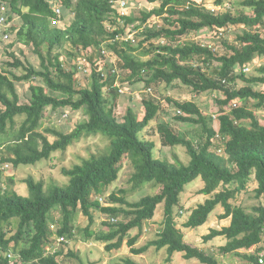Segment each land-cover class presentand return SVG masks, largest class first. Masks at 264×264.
<instances>
[{"label": "trees", "instance_id": "obj_1", "mask_svg": "<svg viewBox=\"0 0 264 264\" xmlns=\"http://www.w3.org/2000/svg\"><path fill=\"white\" fill-rule=\"evenodd\" d=\"M115 1L59 0L56 6L60 5L73 16L66 20L69 23L65 21L62 26L53 27L50 23L54 18L51 2L0 0V7L5 8L4 16L10 23L8 30L15 35V43L30 46L40 64V68L35 69L29 63L24 66L14 58L8 66L16 70L21 68L24 74L0 71V133L13 129L16 118L24 117L10 140L0 144V150H6V156H0V164L6 161L15 168L34 165L48 160L55 152L66 151L84 137L98 134L106 137L110 146L106 154L92 155L70 169L63 168L61 173L69 179L67 186H54L49 193L44 192L42 182L33 178L23 181L29 191L28 197H22L13 190L4 191L0 172V264H58L56 258L59 253L51 254V251L54 246L69 244L73 240L78 210L88 222L84 235L93 237V209L109 219L103 223L106 229L94 235L108 253L119 251L126 241L134 256L153 247L156 251L166 249L167 262L174 253H181L185 260L220 264L212 253L186 243L175 222L174 208L179 206V196L184 187L197 178L203 182L199 194L210 198L190 211L182 228L203 226L213 210L221 206L223 213L218 219H230V223L220 230L210 229L202 237L203 242L206 244L223 237L226 243L218 249L223 256L235 254L248 264H260L259 258L262 256L264 259V247L260 246L264 237V205L252 208L253 213L249 214L234 201L254 181L255 198L264 203V125L260 124L257 116L264 110V91H256L252 87L255 84L264 86V64L257 68L258 76L248 77L243 72L254 59L264 58V0H243L240 4L242 9L235 12L232 11L231 0H203L199 5L193 0H146L150 4L159 2V6L140 11L139 19L130 13L128 17L119 18L115 12ZM110 14L114 16L110 17ZM163 15H167L164 21L173 29L147 28L143 32L144 39L136 47L131 40L111 43L116 36L122 37L125 33V28H121L118 22L125 23L126 27L137 21L142 25ZM229 27H242L243 31L232 41L221 42L223 54L201 42L178 41L190 33L206 29L223 32ZM164 37L176 44L154 47L153 40ZM104 43L107 44V52L116 58L118 68L127 71V79L145 84L146 94H149L148 90L151 93L150 84L162 82L166 86L179 83L197 95L214 92L222 95L216 100L218 114L215 117L203 114L192 101L167 100L177 110V122L196 127L192 139L185 134L174 133L165 124H160L157 129L163 146L185 149L190 157L187 165L178 166L179 161L171 163L155 158V144L138 136L159 115L158 104L152 99L144 100V115L140 120L131 107H127L124 114L116 112L114 101L118 93L113 89L111 98L103 95L105 82H101L95 68L100 64ZM88 50L92 54L87 60L93 68L90 76L84 79L87 85L82 87L71 61ZM136 52L138 56H135ZM63 56L69 61L68 67ZM37 79L44 86L33 84ZM20 82L31 83L25 104L20 103L16 90V83ZM239 82L245 86L239 87ZM48 108L53 111L82 109L86 120L69 133L43 128ZM66 115L69 116L68 113ZM214 121H217V129ZM246 121L248 125H245ZM48 136L54 140L51 142ZM125 158L133 165L134 172L130 178L133 188L152 183L159 186V192L129 202L125 198L126 191L119 190L108 196V202L102 198L106 204L103 206L99 202L101 197L91 200L93 193H100L102 188L118 179ZM161 204L163 220L160 231L154 240L136 248L144 224L153 219L157 206ZM56 210L60 212L58 217L54 215ZM179 212L182 213L181 210ZM120 216L123 220L118 221ZM14 219L18 220L16 231L9 235L10 231L3 225L10 226ZM134 230L137 233L130 236ZM59 238L63 239L61 244H57ZM252 248L254 253L240 254V251ZM123 264L138 263L126 258Z\"/></svg>", "mask_w": 264, "mask_h": 264}, {"label": "rangeland", "instance_id": "obj_2", "mask_svg": "<svg viewBox=\"0 0 264 264\" xmlns=\"http://www.w3.org/2000/svg\"><path fill=\"white\" fill-rule=\"evenodd\" d=\"M132 2L130 14L133 18H140V11L144 9H150L154 6H159V2L155 4H150L146 0H130ZM203 0H193L197 5L200 4ZM243 0H231L232 11L235 12L237 9H242L241 2ZM247 11V10H246ZM128 13V15H129ZM125 16V17H128ZM73 14L65 13V19L71 20ZM122 17V18H125ZM167 15H163L160 18L153 17L147 23L140 25L139 21L134 24L128 25L126 27L125 23L118 22L121 28H125V32H128L129 26H133L132 30L135 32L131 34V37L135 39L133 46H138V43L144 39L143 32L147 28H154L160 30L162 28L173 29L169 26L164 18ZM66 21L65 23H69ZM19 24V21H16ZM64 23V24H65ZM63 24V22H61ZM62 26V25H61ZM242 27L233 28L229 27L228 30L223 32L202 30L197 33H190L186 37L179 39L181 43H203L208 46L215 48L216 52L223 54L224 48L222 47V41H232L236 35L242 33ZM10 39V40H9ZM6 41V43L0 44V71L14 72L17 75L24 74L23 70L10 68L8 64L13 63L14 58L20 60L24 66L29 63L35 69L40 68L39 59L33 53L30 46H25L23 43H15V35L12 34L11 38ZM153 45L162 46L165 43L176 44L175 41L169 38H163L160 40H153ZM10 44H13L10 47ZM146 45V44H145ZM147 46V45H146ZM141 49L139 50V52ZM135 56H138V52L134 53ZM13 55L14 57H12ZM63 59L67 62L68 59L63 56ZM147 59V58H146ZM72 63V61H71ZM217 63H214L216 65ZM264 64V58L254 59L253 63L248 67V71L244 73L250 76H258L257 68ZM118 70L121 73L123 87L127 93L124 96L117 95L114 103L116 104V112L119 114H124L127 107H131L135 110L138 115V119H142L144 115V110L142 107V102L147 99H152L156 104L159 105L160 111L157 118L150 122L148 127H146L141 133H139V138L144 140L152 141L155 144L154 148V157L163 160L166 159L169 162L173 163L179 161L177 165H187L190 161V157L186 153L185 149L181 146L170 148L162 145L161 137L157 132L158 126L160 124H165L176 134H185V136L192 139L195 132V128L190 124L179 123L175 120L176 108L169 103L167 100L184 102L192 101L196 103L200 110L205 115L217 116L218 106L216 100L222 98L220 93H203L201 95L194 94L190 88L180 85L179 83L171 86H166L162 82L152 83L148 86L151 88V93L146 94L144 91L147 87L143 83H136L135 81H129L127 79L126 72ZM135 82V83H133ZM29 82H20L16 83V90L20 97V103L25 104L29 98ZM36 85H43V83L37 79L33 82ZM239 87L245 86L243 82H239ZM86 82L82 83L81 86L85 87ZM44 86V85H43ZM81 87V88H82ZM111 87V85H109ZM252 87L256 91H264V86L255 84ZM114 93L117 92L115 89ZM49 94L59 97V94H54L47 91ZM113 92L110 88V91L106 93L108 98H111ZM252 103L248 105L251 108ZM63 110V112L61 111ZM63 113H68V117L64 118ZM46 118H44L43 128L51 127L57 129L59 132L69 133L71 132L76 125L84 122L86 120V114L84 110L73 111L70 108L60 109V110H51L48 108L45 113ZM121 116V115H120ZM259 122L261 125H264V110H261L257 113ZM24 120V117H17L15 120V126L13 129H7L5 134L0 133V144L5 143L10 140L12 134L19 128L21 122ZM249 122L246 121L245 125H248ZM217 121H214V128L217 129ZM49 140L52 142L53 137L48 136ZM109 140L101 134L96 136L84 137L80 141L73 143L69 146L66 151L55 152L51 155L48 160H41L34 165H19L18 167H13L12 164L3 161L0 164L1 180L3 190H13L18 195L22 197H28L29 191L27 186L23 183L27 178H33L36 182H42L44 186V192L49 193L54 186L65 187L68 184V177H65L61 170L63 168L70 169L75 165L81 164L85 159H89L92 155L106 154L109 152ZM0 156H6L5 148L0 150ZM134 172L133 165L128 160L124 159L122 164V169L119 172L118 179L113 182L111 185L106 188H102L100 193H93L91 195V200H95L97 197L104 198L108 202V196L112 193H117L119 190H125V198L129 202H135L139 200L142 196L145 195H154L159 192V186L152 183L144 184L142 187L133 188V184L130 182V178ZM11 179L13 180L11 182ZM203 187V182L200 178L195 179L191 183L187 184L184 187V191L179 196V206L174 208L175 213V222L177 227L181 229L184 235V241L193 247L205 250L208 253H212L218 259L220 264H248L239 255L228 254L223 256L218 252L220 246H222L221 239H214L208 243H204L201 235H207L210 229L215 228L220 230L227 224V220L219 221L218 214L223 212L221 206H217L213 212L209 215L207 222L197 228V229H185L182 228V225L187 220L190 211L198 206L203 204L206 199H209L210 196L200 195L199 190ZM256 188L254 181H251L248 184L246 191L238 194L234 203L242 206L245 211L249 214H252V208L259 206L264 203L261 200L255 198L253 190ZM103 206V205H101ZM109 206V205H108ZM112 206V205H110ZM182 211L180 213L179 211ZM55 212V213H54ZM54 215L57 217L60 215L59 210L54 211ZM92 216L94 217V224L91 227V232L93 237L87 238L84 235V229L88 226L87 220L83 217L80 211H77L74 231L75 236L72 241H69V244H62L61 246H54L55 249L51 251V254L58 252L56 260L58 264H123V261L126 258L133 259L138 264H200L198 260L191 259L185 260L182 258L181 253H174L170 260L167 262V252L166 249H161L156 251L153 247H150L149 250L141 255L134 256L130 253V248L127 247L126 241L124 242L122 248L119 251L106 252L104 250V244L99 243L95 240L94 235L98 232L105 230L103 223L108 221V217L99 211L93 209L91 210ZM118 221L123 220L122 217L117 218ZM163 220V205L157 206L155 211V216L151 221H148L144 224L142 229V236L135 245L136 248L145 246L148 242L156 238V234L160 231L161 222ZM17 219H14L10 222V226L3 225V228L9 232V235H14L17 226ZM226 222V223H225ZM213 224V225H210ZM207 226V229L205 227ZM137 233L136 230L130 233V236H134ZM224 239V238H222ZM225 240V239H224ZM220 242V243H219ZM226 243V242H225ZM25 246V243H22ZM214 245V246H213ZM212 246V247H211ZM260 246L264 247V237L262 238V243ZM255 249L252 248L249 251H240V254H251L254 253ZM70 253L73 255L70 256ZM264 253V252H263ZM262 253V254H263Z\"/></svg>", "mask_w": 264, "mask_h": 264}, {"label": "built area", "instance_id": "obj_3", "mask_svg": "<svg viewBox=\"0 0 264 264\" xmlns=\"http://www.w3.org/2000/svg\"><path fill=\"white\" fill-rule=\"evenodd\" d=\"M46 1L51 2L54 8V18L50 20L51 26L56 27V26L63 25L64 22L68 20V19H65V13H68V11L63 10V8L60 5L56 6V2L59 0H46ZM131 6H132V2L130 0H116L115 1V7H116L115 12H117V15L119 16V18L125 17L130 12ZM3 12H5V8L1 6L0 7V44L6 43L9 37L11 38L12 36L8 30L10 27V23L7 22L6 17L4 16ZM113 16H114L113 14H110V17H113ZM61 22H63V24H61ZM129 28L131 29H129L128 32H125L122 37L116 36L111 43L115 41H119V40H124V41L131 40L132 41L131 43H135L136 41L133 38V36L135 35V32L132 30V28L134 27L129 26ZM133 33L134 35L131 37V34ZM106 45L107 44L104 43L101 46V52H100L101 59H99L100 64L97 68H95L96 74L101 77V82H105V85L102 90L103 95L106 96V93H108L111 88L113 90L115 89L118 95L124 96L127 93L125 92V88L123 87V83L121 81V73L118 70L117 60L111 52H107V50L105 49ZM91 54H92L91 50L85 51L83 55H81V57H78L77 60H74L72 62L74 69L76 70L77 77L79 78L78 80L81 82V84L86 82L84 79L90 76L92 72L93 66H91V64L87 60V57H90ZM244 71H248V68H244L243 72ZM109 85H111V87H109ZM147 93H150V90H148ZM62 116L64 118L67 117L66 114H63ZM220 152L221 151H218V153ZM99 202L102 205H106L102 198H99ZM62 241L63 239L59 238V240H57V244H61ZM8 257L10 258L11 256L8 255ZM259 263L264 264V259L262 258V256L259 258Z\"/></svg>", "mask_w": 264, "mask_h": 264}, {"label": "crops", "instance_id": "obj_4", "mask_svg": "<svg viewBox=\"0 0 264 264\" xmlns=\"http://www.w3.org/2000/svg\"><path fill=\"white\" fill-rule=\"evenodd\" d=\"M203 188V187H202ZM201 188V189H202ZM223 212H220L217 216H219V215H221ZM224 220H227V224H226V226H228L229 225V223H230V219H224ZM220 221V220H219ZM221 221H223V220H221ZM226 223V222H225ZM210 225H213V224H210ZM226 226H224V227H226ZM205 229H207V226L205 227ZM212 229H215V228H212ZM206 235V234H205ZM201 236H204V235H201ZM223 237H217V239H221L220 241L222 242V246L223 245H225V242H226V240H224V239H222ZM216 239V238H215ZM214 240V239H213ZM210 242V241H209ZM220 243V242H219ZM214 246V245H213ZM212 247V246H211ZM221 247V246H220Z\"/></svg>", "mask_w": 264, "mask_h": 264}]
</instances>
